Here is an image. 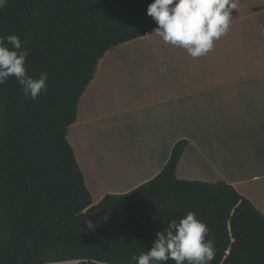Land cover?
<instances>
[{
    "label": "trees",
    "instance_id": "1",
    "mask_svg": "<svg viewBox=\"0 0 264 264\" xmlns=\"http://www.w3.org/2000/svg\"><path fill=\"white\" fill-rule=\"evenodd\" d=\"M152 2L8 0L0 8V36H19L28 75L48 74L36 100L14 77L0 85V264H129L190 211L211 229V264H264L255 203L224 181L177 176L186 139L154 178L93 203L68 129L105 53L158 26L147 14ZM101 210L104 219L85 229L82 214Z\"/></svg>",
    "mask_w": 264,
    "mask_h": 264
},
{
    "label": "crops",
    "instance_id": "2",
    "mask_svg": "<svg viewBox=\"0 0 264 264\" xmlns=\"http://www.w3.org/2000/svg\"><path fill=\"white\" fill-rule=\"evenodd\" d=\"M67 137L94 204L154 178L186 139L179 178L232 184L264 213V0H239L202 57L156 36L109 49Z\"/></svg>",
    "mask_w": 264,
    "mask_h": 264
},
{
    "label": "clouds",
    "instance_id": "3",
    "mask_svg": "<svg viewBox=\"0 0 264 264\" xmlns=\"http://www.w3.org/2000/svg\"><path fill=\"white\" fill-rule=\"evenodd\" d=\"M8 0H0V8ZM239 9V0H153L147 14L157 27L146 36H156L165 44L186 50L192 58L207 55L215 42L226 35L233 22V11ZM0 36V85L14 77L24 94L36 100L48 92V74L38 77L27 73V49H22L18 35ZM11 45V48L9 47ZM153 53L161 50L153 48ZM164 73L167 67L160 54ZM211 229L194 212H188L179 220L172 219L162 231L156 232L152 247L133 255L129 264H211L216 255L215 243L210 238Z\"/></svg>",
    "mask_w": 264,
    "mask_h": 264
},
{
    "label": "water",
    "instance_id": "4",
    "mask_svg": "<svg viewBox=\"0 0 264 264\" xmlns=\"http://www.w3.org/2000/svg\"><path fill=\"white\" fill-rule=\"evenodd\" d=\"M104 215V210L91 215L82 214L85 229H92L99 221L104 219Z\"/></svg>",
    "mask_w": 264,
    "mask_h": 264
},
{
    "label": "rangeland",
    "instance_id": "5",
    "mask_svg": "<svg viewBox=\"0 0 264 264\" xmlns=\"http://www.w3.org/2000/svg\"><path fill=\"white\" fill-rule=\"evenodd\" d=\"M72 264H77V263H72Z\"/></svg>",
    "mask_w": 264,
    "mask_h": 264
}]
</instances>
